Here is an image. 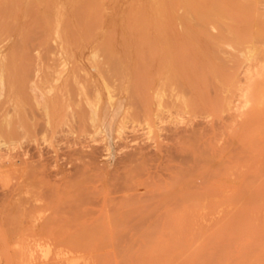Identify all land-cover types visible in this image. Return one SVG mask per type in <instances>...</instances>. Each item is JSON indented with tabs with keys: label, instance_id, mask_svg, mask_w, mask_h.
Here are the masks:
<instances>
[{
	"label": "bare ground",
	"instance_id": "bare-ground-1",
	"mask_svg": "<svg viewBox=\"0 0 264 264\" xmlns=\"http://www.w3.org/2000/svg\"><path fill=\"white\" fill-rule=\"evenodd\" d=\"M126 1L0 0L1 198L7 206L17 200L16 211L31 225L59 223L85 229V237L96 227L133 225V209L117 204L136 190L128 184L135 170L173 179L155 205L177 213L182 191L174 188L196 154L203 194L244 193L243 106L264 84V48L237 37V0H143L131 10L146 19L139 33L130 16H116ZM247 3L253 24L264 25V0ZM114 148L117 167L132 166L129 174L114 176L101 163L103 151ZM109 186L126 193L110 196ZM37 209L49 214L29 216ZM171 221L180 225L179 217ZM77 232L68 235L76 247Z\"/></svg>",
	"mask_w": 264,
	"mask_h": 264
},
{
	"label": "rangeland",
	"instance_id": "rangeland-1",
	"mask_svg": "<svg viewBox=\"0 0 264 264\" xmlns=\"http://www.w3.org/2000/svg\"><path fill=\"white\" fill-rule=\"evenodd\" d=\"M142 1L143 0H127L126 3L120 7V10L118 11L119 15H116L123 19L130 16L132 23L135 25L136 33L141 32L142 28L145 27L146 19L140 14L133 11L131 12V10L132 8L135 10L134 8H136ZM248 1L250 0H237L235 5L234 23H236L238 29H241V31H238L237 37L240 38V41H244L258 48H264V25L253 24L254 19L251 17L252 15L248 9L243 7ZM98 5H92L96 17H99L102 14V12L96 11L97 8H99ZM136 24L139 25L137 26ZM89 72L94 73L91 69ZM95 76L96 75L93 77ZM262 77L264 78V74ZM244 103L245 105L243 107L244 110H247V119L249 120V126L243 137V140L246 138V140H244L246 143L243 145V150H245L242 166L244 171L243 180L245 194L243 192L232 193L230 191L224 193L203 194L202 190L204 183L201 182L203 169L198 167V155L196 154L194 156L192 155L188 162L186 161L183 164L187 166L189 165V167L183 166L184 169L186 168L184 171H186L185 173L187 174L185 175H189V177L185 176V179L183 178L179 181L181 185L178 183L175 188L173 187L174 189L178 187L176 189L178 193L182 191L178 194L180 195V198H182L180 199L182 202L181 209L177 213L170 212L168 211L170 206L165 203H163L164 206L161 204L156 208V205L158 206L160 202H162L161 200L159 202V199L163 198L161 196H164L165 194H162L163 191H170L169 189L171 187L169 188V186L172 185L173 179L170 181L171 179L165 178V176L157 177L156 175L155 177L151 175H143L142 173L137 176L138 172L135 173L136 170L134 172L136 174L135 177L134 173L131 172V174L129 171L132 166H128L126 169L125 167H117L115 159L117 151L115 148V151L111 150V153L110 150L108 152L103 151L102 154L105 156L103 157L102 155L101 163L109 170L111 169V172L112 170L113 172L116 171L114 176L116 173L117 175L118 173L121 175L122 172L123 174L125 172V175H127V170L130 175H132V182H129L128 184L131 183L136 187V190L131 191L132 195L128 198L121 199L120 202L118 201L117 205L119 208H122V210L129 208L133 209L131 210L132 217L134 216L136 218V222H133L135 221V218H130L131 223H134L133 225L130 224V221L128 220L129 224L120 222L119 224L112 223L113 225L111 224L110 226L104 225L98 228L96 227L97 230L96 228L91 230L93 236H90L92 233H88L89 237H85L84 233L81 234L80 231L83 230L86 232L85 229H73L67 226L65 227L59 223H51L47 224V226L45 224V229V227H42L43 225H39L40 227L37 225H31L25 220L26 217L25 215L23 216L20 209H18V211H20L21 214L16 211L17 208H19L17 207L18 202L17 204L15 202L17 200L14 199V206H7L8 203L6 200L4 201V199H2L4 197L0 189V200L2 201H0V264H69L66 263V261L70 262L69 260H71V264H95L98 261H101V264H161V262L162 264H195V262L196 264H264V84L259 85L258 89L253 88L251 95L247 98V101H244ZM214 118H216V116ZM187 147L190 148L191 145H188ZM191 165H197V167H195L198 171L194 170L195 167L192 169L193 172L191 171L192 173L195 171L198 172L197 174L195 173L196 175H192L190 172ZM133 170L134 169L132 168L131 171ZM250 174L252 177H250ZM128 176L127 178L124 176V178L128 179L127 181H130L131 179L130 177L128 178ZM133 176L135 178H133ZM194 176L200 179H197L196 181L194 180L196 179ZM119 177L123 178L122 176H118L115 177V179ZM253 177H255V180H253ZM121 178L120 180L117 179L119 183L122 180ZM155 178L157 180H155ZM246 178H248V180L250 178L252 179L248 181ZM189 179L196 182H194L195 186L193 185L192 188ZM145 183H149L150 185L148 184V186ZM168 183L170 184L168 185ZM173 184L175 183L173 182ZM119 185H116V188L109 186L104 192L112 194L110 196H120L122 193L125 194L126 192L119 193L118 190H114L117 189ZM200 186L202 188H199ZM184 187L188 192L192 193L193 191H197L198 194L196 192L194 194L193 192L192 195H190ZM112 191L113 193H111ZM153 191L158 194V200H156L157 195L154 194ZM248 191L252 193H247ZM186 192L191 197L188 196ZM153 194L156 195V198H153ZM181 194H183V197ZM144 196L147 198H144ZM198 196L200 198H198ZM206 197L209 198L204 199ZM133 198H136L137 201H134ZM142 198L144 201L146 199H150V201H146V203H144V201L140 202ZM125 201L128 202L125 203ZM130 202H132V205L128 207L126 204H131ZM133 202H136L137 205ZM123 205L127 207L125 208ZM143 205H146L147 207H141ZM7 207L16 208L14 209L16 212L14 210L11 212L9 209L12 208ZM139 210L145 212L143 213ZM153 211L155 214H152ZM136 212H138V214L140 212V214L138 215ZM150 212H152L151 215H149ZM14 213L17 214V222L14 220L16 216ZM32 213L30 212L29 216L32 215V218L37 217L39 220H42L44 215L49 214L45 210L38 209L32 211ZM161 215L163 218H161ZM157 217H159V221ZM175 217H179L180 220V225L177 228L171 221L172 218ZM137 219L139 220L138 223ZM157 221L161 223L160 228L158 227ZM153 223L154 225L157 223L159 231H157V227L151 226ZM118 225L124 227H119ZM128 225L130 227H128ZM150 226L153 229L151 228L150 230ZM58 228L60 230H58ZM154 228H156V230ZM148 229L151 232H147ZM76 230L80 232L78 240L82 241H79L80 243L77 245L78 248L72 246V243L70 244V234H75ZM145 231L146 234L153 233V235H145ZM68 235L70 236L68 237ZM64 239H68L69 241ZM80 245L82 246L79 247ZM158 246H160V248ZM101 256L103 257L102 259L100 258ZM124 258L127 261L126 263L125 260L123 261Z\"/></svg>",
	"mask_w": 264,
	"mask_h": 264
}]
</instances>
